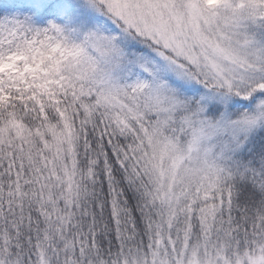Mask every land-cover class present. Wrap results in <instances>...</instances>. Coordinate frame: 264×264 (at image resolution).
I'll return each mask as SVG.
<instances>
[{
    "label": "snow or ice",
    "instance_id": "snow-or-ice-1",
    "mask_svg": "<svg viewBox=\"0 0 264 264\" xmlns=\"http://www.w3.org/2000/svg\"><path fill=\"white\" fill-rule=\"evenodd\" d=\"M0 264H264V0H0Z\"/></svg>",
    "mask_w": 264,
    "mask_h": 264
}]
</instances>
